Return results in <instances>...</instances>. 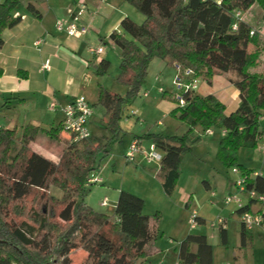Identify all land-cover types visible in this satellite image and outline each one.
I'll return each instance as SVG.
<instances>
[{"label": "trees", "instance_id": "obj_1", "mask_svg": "<svg viewBox=\"0 0 264 264\" xmlns=\"http://www.w3.org/2000/svg\"><path fill=\"white\" fill-rule=\"evenodd\" d=\"M127 1L145 15V20L137 24L125 16L120 22L122 31L109 35L120 54L117 79L127 87L124 95L100 87L96 104L109 114L111 134L121 130V114L143 88L153 58L190 68L200 77L210 78L216 71L228 73L239 92L234 111L226 113L225 105L212 94L193 92L184 96V107L171 111L187 126L182 134L147 133L135 139H149L162 153L156 176L170 196L180 177L182 159L200 141L201 133L209 128L225 129L216 158L227 168L236 167L249 176L247 190L264 192V176L250 177L253 170L237 158L239 148H255L262 136L264 72L251 71L257 65L262 42L251 25L234 17L237 10L245 11L253 4L264 9V0ZM19 4L20 0L0 1V40L3 30L16 21L14 13ZM27 9L39 15L32 4ZM108 64L105 58L93 64L94 74L105 73ZM174 94L172 91L171 98L176 103ZM61 130L62 122L49 130L32 124L0 127V264H71L70 254L78 249L86 252L82 264H137L156 234L151 222L154 219L144 212V199L121 189L112 215L93 209L84 200L89 187L86 182L99 169L94 160L100 152H108L107 144L92 136L79 143L67 141L57 161L31 149L30 143L41 132L54 138ZM14 144L17 148L13 152ZM52 185L60 189V197L48 194ZM34 191H40V199L48 194L59 202L58 214L27 207L25 200ZM261 208L247 197L243 210ZM240 212L236 211L238 216ZM55 217L59 221H53ZM225 234V229L219 228L223 242ZM177 259L183 264H212V247L206 236L188 234L177 248Z\"/></svg>", "mask_w": 264, "mask_h": 264}, {"label": "crops", "instance_id": "obj_2", "mask_svg": "<svg viewBox=\"0 0 264 264\" xmlns=\"http://www.w3.org/2000/svg\"><path fill=\"white\" fill-rule=\"evenodd\" d=\"M126 2L127 0H20V4L14 13L16 21L3 30L0 40V117H2L0 127L13 128L25 124H32L49 130L60 125L63 119L61 106L68 103L75 96H84L90 102L92 108L94 105H97L96 103L98 100L100 87H105L97 81V75H95L93 71V64H98L102 59L105 58V51L103 49L101 54L94 56L89 53L88 48L99 46H102L103 48L102 43H105L106 41L112 42L109 39V35L113 31L120 33L121 20L130 14L128 9L124 6ZM28 4H32L38 10L39 15H34L31 13L27 9ZM254 5L257 4H253L251 6L252 8H249L253 9ZM258 7L261 8L260 6ZM249 8L247 10H249ZM247 10L237 11H240V18L251 25V27L257 32L262 42V49L259 51V57L260 54L264 52V37L260 36L259 30L256 28L257 25H253L251 21H249L244 16ZM58 22H62L64 25L73 23L78 27H84L85 32L81 33L79 36L69 35L65 30L59 31L56 29V24ZM103 38L104 42L102 41ZM38 39H41L42 42L39 46H35L34 42ZM250 47V51L254 52L255 47L253 45ZM46 60L50 61V65L48 69H43L42 64ZM163 62L167 66H173L166 63L165 61ZM257 66L258 58L256 67H253L251 71L264 72L256 71L255 69ZM201 78L209 84V88H207L205 95L212 94L217 97L225 105L226 113H230L238 107L239 92L229 80L228 73L216 71V74L212 75L210 78H205L202 76ZM142 89L143 94L146 97L147 89L144 86ZM119 94L124 95L121 93ZM171 94L172 91L168 92L164 90L162 91L161 98H158L156 95H154L151 100H146L142 102V104L153 107L155 106L156 108L160 109V112L165 117H173L171 115V111L176 107V105L172 101ZM195 94L203 96L197 90L195 91ZM52 102L57 104L55 109L50 107ZM128 104L129 102L124 108L119 120V127L121 130L117 135H112L110 133V136L108 137L109 139H106V141L102 139L107 136L106 134L102 135V138H99L95 133L97 128L98 131H106L102 130L101 123H99L96 118L93 117L94 112L89 117L90 121L88 128L91 136L95 140L100 141L103 144H107L106 150H108V152H100L99 154L101 158H108L110 155L112 156L110 151V144L112 142L111 140L116 138L123 139V137L119 136L122 131L126 133L128 130L133 131L132 133L129 132V134H131L133 137L130 139L129 144L133 139L139 138L140 136L147 133L174 135L166 133L165 131H151L150 129L145 130L143 128L138 129L134 120L136 118L134 116H136L137 109L132 107L133 109L131 110L133 111L127 112L126 109ZM101 107L102 108L99 111V117L101 120L106 119V126L109 130V114L106 113V110L103 106ZM260 122L262 130V128H264V121L260 120ZM165 129L169 130L168 127ZM138 130H140L141 133H139ZM216 130L220 132V129ZM205 132H202L201 136ZM68 139L69 136L64 130H61L60 134L54 138H50L46 132H41L36 140L31 142H34L35 144L30 143V147L32 150L43 155L44 157L53 161H57L59 153L63 146H65ZM144 141L148 143L147 148L143 144ZM261 142L262 136L259 139L256 147L253 149L262 151L260 149ZM139 144L145 151H148V149L150 150L152 146H154L149 139H144L143 141L140 140ZM128 147L129 146L127 144L124 148H122V156L125 154ZM156 152L162 154L157 149ZM250 156L253 158L254 154H250ZM133 164L135 166H141L140 175L143 181L140 180V184H136V186L138 185L137 188L143 192H146L147 194L150 192V190H155L158 192L159 189L157 185H159L165 194L161 182L156 176L159 167L158 160H146L143 155L139 153L136 155V161ZM95 166H99V169L96 172L100 176L108 169L106 168L107 164H105L104 167H101L100 162ZM246 167L252 169V173L260 172V174L264 176V161H262L259 169H254L249 166ZM252 173L251 177H253ZM237 174L238 178H240L241 173L238 172ZM107 177L108 176H106V178ZM234 182L232 184V188L228 189V194L235 192ZM99 184H105V179L103 177L102 182ZM118 186L120 187L112 188L115 190V193H117L115 197L116 200L118 198L119 191L124 189L123 187L125 185L121 183ZM129 190L130 189L127 191ZM110 191L111 190H107L106 192L110 193ZM134 194L142 197L146 206V198L143 197L144 195H142L144 193ZM243 200L247 201V197L244 194ZM115 203L113 204L114 207ZM236 211L237 208L235 213ZM147 214L151 215L152 213ZM158 214H161V212L155 211L154 215L156 217L161 216ZM236 219L240 226V243L241 245L246 246L254 239V231L251 229L246 230L243 227L240 221V216H238L237 213ZM155 220L156 218L151 220V222L153 227L158 232L160 223L156 224ZM197 220L204 221V218L198 215ZM223 222V228L226 231L225 235L227 238V226L225 224V219ZM256 228L258 229L257 233L259 238L264 239V231H262V229L259 227ZM243 229H245L244 234H242ZM195 249V246H192V250L194 251Z\"/></svg>", "mask_w": 264, "mask_h": 264}, {"label": "rangeland", "instance_id": "obj_3", "mask_svg": "<svg viewBox=\"0 0 264 264\" xmlns=\"http://www.w3.org/2000/svg\"><path fill=\"white\" fill-rule=\"evenodd\" d=\"M124 6L130 13L127 16L135 23L141 24L144 22L145 15L138 11L133 4L127 1ZM244 16L253 25H257L256 28L259 30L260 36L264 37V9L254 5V8H249ZM102 45L105 51L104 57L109 64L105 73L96 76L97 81L113 92L124 94L126 86L117 79L120 65L119 50L110 41H106ZM255 70L264 71V52L258 57V66ZM174 76L175 69L173 66H167L163 60L158 58H153L150 61L144 83V87L147 89V96H144L142 89L136 96L131 98L126 109L127 112H132V107L137 109L134 120L138 129L165 131L169 134L179 135L187 128L186 125L175 118L171 116L165 117L159 108L142 104L146 100H151L154 95L161 98L164 90L173 91ZM207 88H209V84L201 78L197 91L205 96ZM101 108L99 105L93 106V117L101 123L102 130L106 132L98 131L97 128L95 133L99 138L106 134L107 136L102 138L106 141V139H109L111 132L107 129L106 119L101 120L99 117ZM1 121L2 117H0V124ZM89 121L87 122V127ZM166 127L169 130H166ZM211 129L214 134L210 135L207 132L202 134L200 141L183 157L180 164V177L177 187L171 196L165 195L159 185H157L158 192L150 190L147 194L137 188L138 185L136 186V184H140V180L143 181L140 175L141 166L125 162L124 155L122 156V148L127 144L129 146V141L133 138L129 134V132H133L132 130H128L127 133L122 131L119 136L123 137V139L116 138L111 140L110 151L112 156L110 155L108 158H101L100 154L96 156L95 165L100 162V166L104 167L107 164L106 168L108 169L101 174L105 179V184H93L88 187L84 196L87 204L97 211L112 215L114 212L113 204L117 194L112 188L120 187L118 185L123 183L125 185L124 189H130L129 191L134 193H144L142 195L147 201L144 207L145 213H152L151 217L155 219V211L161 212V214H158L161 216H157L155 220L156 224L160 223L159 230L158 232L156 230L154 239L146 246L147 253L137 264H177L176 248L188 234L196 233L204 234L211 245L212 264H264V239L259 238L256 227L251 229L254 231V239L251 243L246 246L240 243V226L235 213L236 205L224 202L225 197L228 195V189L232 188L233 182L238 179V174L233 172L232 168H227L216 158L220 132L216 128ZM138 131L141 133L140 130ZM143 140L141 139V141ZM68 141L69 143L72 142L70 138ZM143 144L147 148L148 143L144 141ZM16 148L17 145L14 144L12 151L14 152ZM150 150L148 149V151ZM250 154H254V157L251 158ZM237 158L240 164L259 169L262 161H264V151L241 147L238 149ZM97 167L99 168V166ZM106 176L108 177L106 178ZM107 190H111L110 193L106 192ZM48 192V194L56 197L61 196V191L57 186H50ZM39 194L40 191L32 192L24 204L27 207L35 206L38 211L44 208L45 211H52L57 215L60 203L48 197V194L46 198L40 199ZM240 196L243 199V195ZM104 198H107L109 202L105 206H101L100 203ZM193 212L196 216L203 217L204 221L196 219L197 225L191 228L188 220ZM224 219L227 226L225 243L219 236L218 228V220ZM52 220L59 221L57 217ZM85 256L86 252L81 249L71 252V264H82Z\"/></svg>", "mask_w": 264, "mask_h": 264}, {"label": "built area", "instance_id": "obj_4", "mask_svg": "<svg viewBox=\"0 0 264 264\" xmlns=\"http://www.w3.org/2000/svg\"><path fill=\"white\" fill-rule=\"evenodd\" d=\"M235 18H240V11H236L234 14ZM233 28H236V25H233ZM56 29L59 31L65 30L67 34L79 36L81 33L85 32L84 27H78L73 23L64 25L62 22H58L56 24ZM254 34V31H251V35ZM42 40L38 39L34 42L35 46H39ZM88 51L90 54L94 56H98L103 52L102 46L99 47H89ZM50 65V61L46 60L42 64L43 69H48ZM175 76H174V90L175 93V104L178 107H184L186 105V94H191L195 92L198 88L199 81L201 77L196 75L192 69L184 68L179 65H174ZM52 109L57 107L55 102L50 104ZM61 111L63 114L62 119V127L63 130L68 134L69 138L72 142H80L85 140L91 136L89 128L87 127V122L89 117L93 113V108L90 102L84 96H75L68 103L61 106ZM260 120L264 121V114L260 116ZM208 134H213L214 131L209 128L206 130ZM221 135L226 133L225 129H220ZM260 149L264 151V128H262V142L260 144ZM141 153L146 160H160L161 154L156 152V148L152 146L150 151H145L141 148L139 141L137 139L133 140L127 151L124 154L125 162L134 163L136 161V155ZM233 172L238 173V168H233ZM260 172H253L252 176L255 177L259 175ZM249 177V176H248ZM246 175L240 176L234 182L235 192L228 194L224 202L226 204L234 203L236 205L237 210H240V221L243 227L246 230H250L254 227H259L264 231V192H258L254 189L247 190L246 189V181L248 179ZM251 177V175H250ZM102 182V177L97 173H92L87 179L86 185L90 186L93 184H99ZM246 194V196L250 199H253L254 202L262 205L260 210L255 212H250L247 210H243L245 206V201L241 198L240 195ZM108 203L107 198H104L101 202L102 206H105ZM197 216L193 212L188 220L191 228H194L197 225L196 222ZM224 222L223 220H218V228H223ZM177 264H183L181 262H177Z\"/></svg>", "mask_w": 264, "mask_h": 264}]
</instances>
